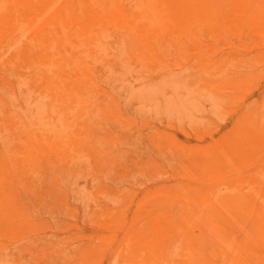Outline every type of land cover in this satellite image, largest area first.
I'll return each mask as SVG.
<instances>
[{
  "label": "rangeland",
  "instance_id": "rangeland-1",
  "mask_svg": "<svg viewBox=\"0 0 264 264\" xmlns=\"http://www.w3.org/2000/svg\"><path fill=\"white\" fill-rule=\"evenodd\" d=\"M0 264H264V0H0Z\"/></svg>",
  "mask_w": 264,
  "mask_h": 264
}]
</instances>
